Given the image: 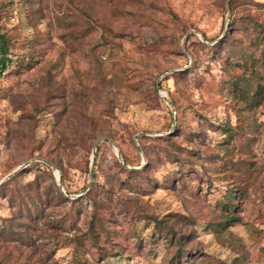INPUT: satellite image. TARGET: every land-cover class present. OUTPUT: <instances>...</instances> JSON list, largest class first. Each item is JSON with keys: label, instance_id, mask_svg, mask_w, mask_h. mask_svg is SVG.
Wrapping results in <instances>:
<instances>
[{"label": "rangeland", "instance_id": "1", "mask_svg": "<svg viewBox=\"0 0 264 264\" xmlns=\"http://www.w3.org/2000/svg\"><path fill=\"white\" fill-rule=\"evenodd\" d=\"M230 1L228 17V0H0L9 55L41 51L32 67L0 70V182L31 162L0 189V259L264 264V106L250 104L264 85V0ZM225 28L216 48L195 32L184 42L195 29L218 44ZM228 122L247 129L246 151L223 132ZM104 136L145 171L130 179L112 142L100 144L93 184L108 225L99 245L122 251L102 261L88 230L93 201L79 194ZM217 156L253 160L241 167L249 178L227 170L246 185L234 225H219L233 187Z\"/></svg>", "mask_w": 264, "mask_h": 264}, {"label": "trees", "instance_id": "2", "mask_svg": "<svg viewBox=\"0 0 264 264\" xmlns=\"http://www.w3.org/2000/svg\"><path fill=\"white\" fill-rule=\"evenodd\" d=\"M236 0H231L230 1V5H232L233 2H235ZM36 21V20H33ZM35 24V23H34ZM36 25V24H35ZM191 36L194 35V33H190ZM229 38V31L226 33V35H224V38L218 43V44H214L212 46H208L206 45L203 41L199 40V43L203 46L206 47H211V48H216L219 44H221V42H225V40ZM189 49V48H187ZM40 49L32 46V49L30 51V53L28 54H20L16 60L13 59L10 55H9V46H8V41H7V36L5 33H0V70L1 72L7 70L10 66L13 65V63H16V65H18V68H28V67H32L34 63H36L37 61H39V57L37 55L40 54ZM189 71V69L184 70V71H180L178 73H176V75H184ZM175 75V74H174ZM262 80H264V74L262 75ZM250 105L251 107H258L263 105L264 106V85L263 86H258L256 88V90L254 92H252L251 98H250ZM40 110H45V108H40ZM221 128L223 130V132L227 135V138L229 141H232L234 139H241V145H243L242 149H244V151H246L248 148L247 146H245V142L243 141V138L245 137V134L247 133V129H245L242 125H237L235 127H233L230 122L221 125ZM258 131V130H257ZM69 137L71 136V133H66ZM167 139L171 138V135L169 136H165ZM74 138V137H73ZM256 138H254L253 141H255ZM105 141H109L106 140ZM104 142V140L102 141ZM101 142V143H102ZM66 148V147H64ZM218 159L222 160V169L225 171V178L228 180H231L230 183H232V187H233V191L231 196H229V202L228 204H226L225 209L227 212V214L223 217V220L221 222H219V225H223V226H228V225H234L237 224L239 222L242 221V216L238 214V212L242 209L243 207V193L246 191V185H240L237 186L236 182L233 180L232 178V173L231 172H227V170L229 168H232L233 170L239 171L241 170L243 172V176L241 180L245 179V178H249L250 177V169H244L241 168L242 165H249L253 160L249 157H241L238 160H224L222 157L217 156ZM49 159V158H48ZM52 160L57 167H60L61 169H63V165L62 162H58L55 159H50ZM126 162L129 165V162L127 161L126 158ZM38 167L44 165L46 169L49 170L50 173H52L50 166L47 164H43L41 165L40 162H36L35 163ZM96 164V162H95ZM25 170L22 169L20 172L16 173L12 178H10L7 182H5V185L0 186V189L2 190L4 187H6L10 180L16 179L20 174H22ZM145 170L143 169L142 171L140 170H127V175L129 176L130 179L133 178H139L140 175L142 174V172H144ZM249 175V176H248ZM95 177H97V172H95ZM62 180L64 181L63 177ZM240 180V181H241ZM34 192H29L30 195H33V193L35 194L37 190L35 189H31ZM59 195L65 199L68 200L63 194L62 192L59 190ZM97 183L93 184L92 187L89 189V191L87 192V195L85 196V198H88L89 200L91 199L93 201V210L91 212V218L90 221L88 222V230L89 233L91 234V237L93 239H95L94 243L95 245H97V247L99 248L100 251V258L101 260H105L108 259V257L112 256V257H116L117 259H120L121 253L122 251L120 250H115L114 247L111 245L108 246H103L101 247L99 245V240L101 239V235L100 233H106V229H107V225L108 223L106 222V220L100 216V214L98 213V208L101 207V204L99 202V200H97ZM83 199V198H82ZM232 211V212H231ZM181 217V215H179ZM14 219H9V221L6 223L7 228L15 230L14 228V224L15 221H13ZM1 229H3L2 225H0V231ZM184 228L182 227V233L180 234L179 237V243H180V247H179V253L184 252L185 251V240L188 238L189 234H186L185 232H183ZM174 233L176 234L177 230H173ZM53 237H57V235H53ZM101 247V248H100ZM28 264H46V262L37 259V260H29V262H27ZM0 264H17L11 261H4L3 259H0Z\"/></svg>", "mask_w": 264, "mask_h": 264}, {"label": "water", "instance_id": "3", "mask_svg": "<svg viewBox=\"0 0 264 264\" xmlns=\"http://www.w3.org/2000/svg\"><path fill=\"white\" fill-rule=\"evenodd\" d=\"M227 8H228V17H229V13H230L229 0H228V3H227ZM226 31H227V29L225 28L224 31H223V34L220 36V38H222L224 35H226ZM192 32H195V33L200 34L202 41L205 42V43L212 44V43H214V42L217 41V40H214V41H208L207 38L204 36V34H203L201 31H199V30H195V29H189V30L187 31L185 37H184V42L187 40L189 34L192 33ZM187 67H189V65L186 66L185 68H187ZM185 68H184V69H185ZM174 71H176V70H172L171 72H174ZM168 73H169V72H166V74H168ZM171 107H172V111L175 113V106H174L173 103H172ZM175 122H176V121L174 120V122H173V126H175ZM146 133H147V132H143V133H141V134H146ZM138 136H139V134H137V135L135 136L134 139H135V141H136V143H137L138 149H139L141 152H143V151H142V148H141V146H140V144H139V142H138ZM105 139L111 141L112 144L115 146V148L117 149V155H118V158H119V160L122 162V164H123V166H124L125 168H127L128 170H137V169H140V168L143 167V165H141V166H130V165H128V164L125 162L124 158H123V154H122V151L120 150L119 146H118L114 141H112L109 137H107V136L101 137V138H99V139L96 141L95 146H94V149H93L92 160H91V166H90V180L88 181L87 185L84 187V189L82 190V192L79 194V196H82V195H84L85 193H87V192L89 191V189L91 188L93 182L95 181V162H96V157H97V151H98V148H99L101 142H102L103 140H105ZM143 156H144V155H143ZM144 157H145V156H144ZM44 161L47 162L48 164H50L51 166H54V164H53L52 162H49V161H46V160H44ZM30 163H31V162H27V163L23 164L22 166H20L19 168H17L16 170H14V171H13L11 174H9V175H8V176H7L2 182H0V185H1V184H2L7 178L11 177V176L14 175L15 173H17L20 169H23L24 167H26V166L29 165ZM58 179H59V186H60V188L63 190V192L66 194V196H69V195L66 193V191L64 190V187H63V185H62V183H61V177H59Z\"/></svg>", "mask_w": 264, "mask_h": 264}]
</instances>
